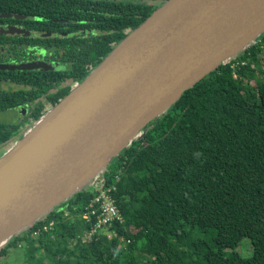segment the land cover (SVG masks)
<instances>
[{
	"label": "trees",
	"instance_id": "16d2710c",
	"mask_svg": "<svg viewBox=\"0 0 264 264\" xmlns=\"http://www.w3.org/2000/svg\"><path fill=\"white\" fill-rule=\"evenodd\" d=\"M163 1L0 0V14H12L0 22L26 24L44 33L42 41L69 39L56 31L81 40L87 30L100 32L87 42L103 43L94 48L96 65ZM10 38L30 40L0 33V41ZM257 39L185 90L113 158L105 175L124 218L117 237L79 239L86 228L79 214L93 196L79 191L11 238L0 256L23 244L24 264H264V59L258 56L264 32ZM94 65L78 63L67 78L79 83ZM32 73L0 70V84L31 85L17 93L0 88V112L58 79ZM70 90L62 88L53 106ZM22 130L0 122V144ZM121 237L130 242L121 246ZM244 237L252 247L248 257L237 251Z\"/></svg>",
	"mask_w": 264,
	"mask_h": 264
},
{
	"label": "water",
	"instance_id": "95a60500",
	"mask_svg": "<svg viewBox=\"0 0 264 264\" xmlns=\"http://www.w3.org/2000/svg\"><path fill=\"white\" fill-rule=\"evenodd\" d=\"M263 32L264 0H164L0 155V250L87 191L185 90ZM49 68L0 63V70Z\"/></svg>",
	"mask_w": 264,
	"mask_h": 264
},
{
	"label": "flooded vegetation",
	"instance_id": "af4514ba",
	"mask_svg": "<svg viewBox=\"0 0 264 264\" xmlns=\"http://www.w3.org/2000/svg\"><path fill=\"white\" fill-rule=\"evenodd\" d=\"M15 26L17 28L26 31V34L21 33H7L5 29ZM26 24H13V23H1L0 22V33L7 35L8 37H29L30 40H15L6 39L3 42L0 41V63H25L33 62L38 63L43 66H50L49 69H39V70H22L31 71L36 78L46 77L45 74L49 73L50 78H54V73L58 79H54L52 85L49 87L47 92L33 96L25 97L22 102L18 105L11 106L8 109L1 112H17L19 115L14 120H8L4 123L8 126H17L21 129L28 128L32 126L37 119L45 113L48 109L53 106V100L57 96V93L61 91L62 88L67 85L72 89L77 82L73 79L67 78V73L71 71L72 67L78 63H84L89 66L94 65L98 61L99 54L94 48L101 46L103 43H87L91 42L92 39L100 37V32H95L91 30L85 31L83 35V40L79 36L73 37V33H68L64 31H56V36L67 35L68 40L57 41V40H44L41 38L44 36L43 32L39 30L32 31L30 27ZM52 35V36H53ZM72 37V38H71ZM115 46V45H114ZM97 65V64H96ZM94 65L92 69L96 66ZM21 71V70H19ZM71 73V72H70ZM30 74V73H29ZM36 79V80H38ZM58 80V81H57ZM4 86V88L2 87ZM31 85L27 82L22 83L18 81H2L0 88L7 92L17 93L19 91L30 90ZM42 112V114L35 118L34 113ZM23 132V131H22ZM22 136V133H18L6 142L0 144V151L5 148L7 144H12L16 139Z\"/></svg>",
	"mask_w": 264,
	"mask_h": 264
},
{
	"label": "built area",
	"instance_id": "2783aa9c",
	"mask_svg": "<svg viewBox=\"0 0 264 264\" xmlns=\"http://www.w3.org/2000/svg\"><path fill=\"white\" fill-rule=\"evenodd\" d=\"M105 173L106 171L87 190L93 196L79 214V218L86 225V228L78 235L82 242L98 239L101 236H106L108 239L117 237L118 232L116 226L124 222L123 215L113 196L116 186L108 183ZM115 178L118 180L119 175L116 174ZM46 228L44 226V229ZM120 241V245L125 246L130 242V239L127 238L125 241L121 237Z\"/></svg>",
	"mask_w": 264,
	"mask_h": 264
},
{
	"label": "rangeland",
	"instance_id": "374dc122",
	"mask_svg": "<svg viewBox=\"0 0 264 264\" xmlns=\"http://www.w3.org/2000/svg\"><path fill=\"white\" fill-rule=\"evenodd\" d=\"M258 56L259 58L264 59V50H261ZM2 87L4 88L3 85ZM18 115L19 114L17 112H0V120L2 122H8V120L16 119ZM26 130L27 128H24L22 130L23 132L21 133L23 134ZM10 146L11 144H7L5 148L0 151V155H2ZM237 251L243 256L246 257L251 256L252 247L249 238L247 237L242 238V240L240 241L237 247ZM24 253H25V246H23V244L22 245L19 244L18 246L12 245L8 249L7 255L0 256V264H24L25 263Z\"/></svg>",
	"mask_w": 264,
	"mask_h": 264
}]
</instances>
